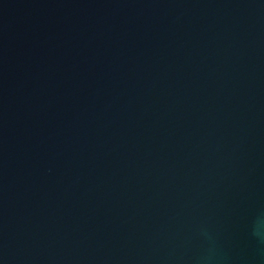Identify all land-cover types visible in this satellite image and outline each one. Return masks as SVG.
I'll return each instance as SVG.
<instances>
[{"label":"water","instance_id":"water-1","mask_svg":"<svg viewBox=\"0 0 264 264\" xmlns=\"http://www.w3.org/2000/svg\"><path fill=\"white\" fill-rule=\"evenodd\" d=\"M0 264H264V0H0Z\"/></svg>","mask_w":264,"mask_h":264}]
</instances>
